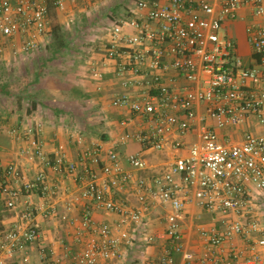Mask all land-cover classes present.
Wrapping results in <instances>:
<instances>
[{
  "label": "built area",
  "instance_id": "2783aa9c",
  "mask_svg": "<svg viewBox=\"0 0 264 264\" xmlns=\"http://www.w3.org/2000/svg\"><path fill=\"white\" fill-rule=\"evenodd\" d=\"M68 3L0 0V43H21L26 55L40 51L50 41L51 4L63 10ZM244 7L254 16L246 27L253 50L248 65L240 58L233 37L220 34L226 20L242 17ZM137 8L135 16L114 22L107 45L106 57L115 62V73L125 89L112 105L132 112L123 125H130L134 115L142 121L138 129L121 134L119 142L136 141L142 147L126 155L133 171L152 169L146 152L171 147L176 151L173 160L155 177L137 179L125 168L118 151L106 150L100 143L88 146L79 163L66 159L63 146L54 159L48 157L37 141L33 149L22 153L29 160H40L55 174L74 176L80 186L76 201L86 200L118 215L115 223L97 224L90 203L85 206L75 231L82 250L74 255L73 264L120 258L123 247L134 243L130 225L141 227L145 211L155 202L172 208L162 236L171 247L165 249L161 264H178L174 253L182 255L179 264H262L264 0H139ZM93 74L103 76L98 70ZM193 133L196 139L188 142L186 137ZM94 164L102 166L100 174ZM132 185L137 207L117 196ZM39 193L42 200L36 202L33 196ZM59 194V184L50 180L45 169L29 176L18 163L0 166V201L15 209L27 198L23 222L0 235V264H5L4 255L12 257L29 245L40 246L37 218L58 214L53 198ZM189 205L213 213L221 222L201 228L206 250L199 257L183 230ZM65 208L70 211L72 202ZM157 237L149 234L147 239L154 242ZM236 239L247 241L249 256L234 246L223 255L225 246ZM39 249L45 258L44 247Z\"/></svg>",
  "mask_w": 264,
  "mask_h": 264
},
{
  "label": "crops",
  "instance_id": "0c3cea01",
  "mask_svg": "<svg viewBox=\"0 0 264 264\" xmlns=\"http://www.w3.org/2000/svg\"><path fill=\"white\" fill-rule=\"evenodd\" d=\"M139 0H69L67 7L72 4L81 6L87 3L88 14L101 12L108 5L105 15L114 18L135 16ZM109 2V3H107ZM89 7V8H88ZM254 19L248 7L242 9V17L236 20H226L223 25L227 35L239 36L241 30L246 32L247 25ZM247 36V35H246ZM106 43H87L86 53L81 60L77 57L66 58L65 50L73 51L74 43H65L56 49L55 43H48L46 49H52L50 56L42 55L40 51L24 54L21 43H0L4 48L0 51V65L7 74L5 85L0 89V166L18 163L28 173L34 176L39 170L45 169L50 180L60 187V194L53 198L58 208L56 216L44 219L38 216L41 239L40 246L29 245L24 251H17L12 257L4 255L5 264H73V257L82 250V244L75 239V231L83 217L85 206L90 202L76 201L80 193L79 182L74 176H60L50 168L45 167L38 159L29 160L22 153L33 149L34 141L42 145L45 154L54 159L63 146V152L69 162L79 163L86 148L93 143L102 144L106 150L115 149L124 161L127 170H132L126 160L128 153L141 150L140 143L130 141L119 142L121 134L128 130L138 129L142 121L134 115V120L128 126L122 121L133 116L128 108L114 107L112 100L125 89L120 83V77L115 73V62L107 59ZM94 70L100 71L102 78H96ZM19 81H22L19 82ZM42 129H38V124ZM34 129L32 133L28 129ZM83 141L80 143L79 138ZM196 134L186 137L193 142ZM174 151L167 147L161 151L146 152L147 160L152 169L146 171L134 170L139 177L153 178L163 172L166 165L173 160ZM101 165L94 164L97 173H101ZM119 199L133 207L139 205L134 186L118 192ZM38 202L40 193L33 196ZM73 204L68 211L65 206ZM90 203L92 216L97 224L104 222L115 223L118 215ZM27 207V198L23 197L15 209H8L0 201V235L15 228L23 222L22 214ZM172 210L171 206H164L155 202L145 211V220L141 227L130 225L134 243L124 246L122 256L113 260H101L99 264H161L165 249L171 247L169 239L162 237L166 229V214ZM200 216V217H199ZM218 216L196 205H189L186 209V219L183 230L186 240L197 257L206 250L201 236V228L220 226ZM149 234H157L154 242H149ZM232 246L241 250L244 256L251 253L246 250L247 241L236 239L225 246V256ZM40 247H44L45 258L41 257ZM264 264V247L259 249ZM219 253V252H218ZM222 253H220L221 255ZM29 261L25 262L24 257ZM176 263H181L182 255L174 253ZM209 264V263H208Z\"/></svg>",
  "mask_w": 264,
  "mask_h": 264
},
{
  "label": "rangeland",
  "instance_id": "374dc122",
  "mask_svg": "<svg viewBox=\"0 0 264 264\" xmlns=\"http://www.w3.org/2000/svg\"><path fill=\"white\" fill-rule=\"evenodd\" d=\"M113 1V0H111ZM119 1L120 0H116ZM109 3V2H107ZM87 3L84 5L74 6L70 4L63 10H57L52 15L50 23V41L49 43H59L62 39L68 41L67 43H74L73 51H66L65 56L69 59V56L77 57L81 60L87 52L85 46L87 43H106L108 36L111 33V26L120 19L119 17L114 18L112 15H105L104 11H108V5L106 4L101 12L96 14H88L83 8H86ZM89 8V7H88ZM61 26L62 32L56 37L55 27ZM225 29L220 31V34H225ZM247 35V36H246ZM233 39L238 45V51L240 58L243 63L248 65L252 61L253 50L248 41L247 31L241 30L239 36H234ZM52 49H43L42 55L50 56ZM52 52V51H51ZM7 79V76L5 77ZM4 81V80H3ZM22 83V81H19ZM146 156V155H145ZM147 159V157H145Z\"/></svg>",
  "mask_w": 264,
  "mask_h": 264
},
{
  "label": "trees",
  "instance_id": "16d2710c",
  "mask_svg": "<svg viewBox=\"0 0 264 264\" xmlns=\"http://www.w3.org/2000/svg\"><path fill=\"white\" fill-rule=\"evenodd\" d=\"M57 10L58 9L54 5L51 4L50 9H49L50 18L51 19H52L53 13H55ZM54 29H55L56 37H58L59 33L62 32V27L61 26H57ZM67 42L68 41H66L65 39H62L61 41H59V43H55L57 45L56 49H59L60 46L61 47L64 46V44L67 43ZM5 74H7L6 70L4 69V67L2 65H0V89L3 88L4 85H5L4 81H5V77L7 76Z\"/></svg>",
  "mask_w": 264,
  "mask_h": 264
}]
</instances>
